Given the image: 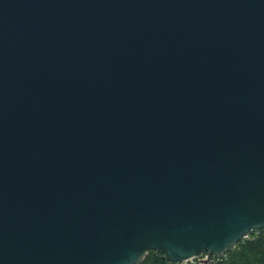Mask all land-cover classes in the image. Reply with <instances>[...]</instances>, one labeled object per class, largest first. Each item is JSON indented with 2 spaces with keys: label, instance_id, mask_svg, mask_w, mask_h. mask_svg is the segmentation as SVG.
Returning <instances> with one entry per match:
<instances>
[{
  "label": "water",
  "instance_id": "obj_1",
  "mask_svg": "<svg viewBox=\"0 0 264 264\" xmlns=\"http://www.w3.org/2000/svg\"><path fill=\"white\" fill-rule=\"evenodd\" d=\"M263 228L264 0H0V264Z\"/></svg>",
  "mask_w": 264,
  "mask_h": 264
},
{
  "label": "trees",
  "instance_id": "obj_2",
  "mask_svg": "<svg viewBox=\"0 0 264 264\" xmlns=\"http://www.w3.org/2000/svg\"><path fill=\"white\" fill-rule=\"evenodd\" d=\"M220 264H264V231L254 239L241 240L225 251ZM138 264H174L165 260L161 251H149ZM188 264V263H187Z\"/></svg>",
  "mask_w": 264,
  "mask_h": 264
},
{
  "label": "built area",
  "instance_id": "obj_3",
  "mask_svg": "<svg viewBox=\"0 0 264 264\" xmlns=\"http://www.w3.org/2000/svg\"><path fill=\"white\" fill-rule=\"evenodd\" d=\"M261 230L264 231V228ZM261 230L250 231L249 233L245 234L241 240L254 239L261 234ZM225 257V252L220 254H209L207 252H202L183 262L174 264H220Z\"/></svg>",
  "mask_w": 264,
  "mask_h": 264
}]
</instances>
